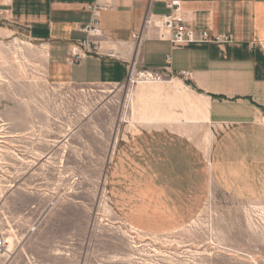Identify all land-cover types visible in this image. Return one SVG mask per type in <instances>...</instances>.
Instances as JSON below:
<instances>
[{
  "label": "crops",
  "instance_id": "obj_1",
  "mask_svg": "<svg viewBox=\"0 0 264 264\" xmlns=\"http://www.w3.org/2000/svg\"><path fill=\"white\" fill-rule=\"evenodd\" d=\"M168 1L115 0L98 15L99 51L72 64L95 0H0L1 36L40 42L49 83L118 85L133 63L171 73L127 91L135 113L141 105L143 130L122 139L109 166L116 207L152 233L190 222L214 192L264 196V0H181L188 25L233 40L180 45L157 25L144 27L148 15L170 12Z\"/></svg>",
  "mask_w": 264,
  "mask_h": 264
},
{
  "label": "rangeland",
  "instance_id": "obj_2",
  "mask_svg": "<svg viewBox=\"0 0 264 264\" xmlns=\"http://www.w3.org/2000/svg\"><path fill=\"white\" fill-rule=\"evenodd\" d=\"M47 80L40 42L0 37V264H264V196L214 192L194 219L163 233L135 227L116 207L110 158L143 130L141 105L135 113L125 95L170 77Z\"/></svg>",
  "mask_w": 264,
  "mask_h": 264
},
{
  "label": "built area",
  "instance_id": "obj_3",
  "mask_svg": "<svg viewBox=\"0 0 264 264\" xmlns=\"http://www.w3.org/2000/svg\"><path fill=\"white\" fill-rule=\"evenodd\" d=\"M115 0H95V2L90 6L92 11L93 21L90 25L84 28V31L88 33V39L80 41L71 50L68 61L72 64L78 63L81 59L86 57L89 53L98 52V41L93 40V38L101 37L103 35L102 30L98 26V15L101 11H105L114 7ZM167 7L170 9L169 13L163 15H148L144 21V27L151 25H157L163 31L168 33V38L175 45L185 44L189 42H230L233 40L231 34L213 35L207 30H196L194 27L188 25V22L184 16V10L181 0H169L167 2ZM7 12L4 9V5L0 2V28L3 15ZM167 35V34H166ZM165 37V34H162ZM136 39L140 40V35L135 36ZM171 73L166 70H148L139 69L136 63L130 65L129 74L125 80L128 84L132 83L134 85L138 80L145 81H158L164 79V76H169ZM133 229V228H132ZM35 230V229H34ZM135 231L146 234L144 231L135 228ZM150 236H158L150 234ZM136 240L138 237L132 236ZM134 246V244H133ZM141 246V245H137ZM8 250L7 239L5 238L4 232L0 231V252ZM139 263L140 257L136 256Z\"/></svg>",
  "mask_w": 264,
  "mask_h": 264
},
{
  "label": "bare ground",
  "instance_id": "obj_4",
  "mask_svg": "<svg viewBox=\"0 0 264 264\" xmlns=\"http://www.w3.org/2000/svg\"><path fill=\"white\" fill-rule=\"evenodd\" d=\"M13 35L14 34L12 32L7 31V33L5 34V36H1V30H0V37H3L5 39H9V38L13 37Z\"/></svg>",
  "mask_w": 264,
  "mask_h": 264
}]
</instances>
